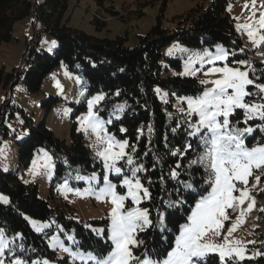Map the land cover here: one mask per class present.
<instances>
[{"label":"trees","instance_id":"trees-1","mask_svg":"<svg viewBox=\"0 0 264 264\" xmlns=\"http://www.w3.org/2000/svg\"><path fill=\"white\" fill-rule=\"evenodd\" d=\"M104 1L96 0L97 6H103ZM228 1L211 0L207 6L196 4L183 14L174 16L168 25H163L161 18L156 17V22L149 30L138 35L134 45H129L127 34L113 38L97 37L69 26L64 20L69 0H44L42 3L39 0H0V44L12 38L15 22L26 17H34L38 35L36 41L31 38L25 42L22 69L15 68L13 72L7 73L4 65L0 64V85L5 87L11 83L12 89L20 81L28 91L38 92L46 76L61 65L80 78L70 103L75 109L70 116V141L67 143L57 137L47 126L44 116L37 124L31 122L27 136L18 142L17 167H10L7 171L0 168V192L8 197L7 203L0 202V228L8 237L21 233L23 240L17 238L16 243L24 245L23 250L15 247L14 252H7V258L16 255L29 261L44 258L54 264H73L69 256L58 257L56 251L49 247V238L56 230L55 223H59L66 231H73L83 251L95 250L100 253L108 250L103 240L84 227V222L69 217L64 211H58L54 216L50 206V199H54L61 182L67 180L74 183L73 173L92 174L103 171L100 160L96 158L75 121L80 112L86 109L87 99L100 92L106 94V100L100 105V115L104 119L109 118L116 105H125L122 113H116L120 118L113 119L112 124L108 125V131L118 139L127 140L129 151L131 146H135V155L147 169L141 177L152 199L143 201L141 207L150 209L155 221V209L161 205L162 200L165 203L185 202L182 206L161 209L167 214L165 222L170 230L164 234L166 240L157 229H149L139 236L145 241V246L133 248V252L137 256L142 255L145 248L150 253L164 252L174 242L179 225L186 222L191 207L199 198L197 192L206 187L203 185V169L188 168L189 161L200 151L195 140L192 144L196 151H189L186 158L171 154L178 148L183 151L188 142L183 128L172 132L177 123L184 120L173 105L174 99L176 96H195L204 88L195 76L180 74L188 58L194 56V48L212 49L220 44L229 52H235L234 56L228 58L232 64L233 61H249L243 39L234 27L233 18L226 11ZM108 2L110 5L105 9L111 15H117L118 12L111 9L112 0ZM97 18L94 19L97 28L106 23L99 22ZM43 34L52 36L55 44L41 41ZM170 44L175 49L179 45L183 51L175 55L166 54L164 49ZM241 48L245 51L240 52ZM252 66L255 71L251 78L259 77L256 82L264 80V62ZM157 88L167 91L166 101L159 99ZM249 91L255 89L250 86ZM117 92L120 93L118 96L115 95ZM57 101V96L44 98L41 103L45 112L51 111ZM7 109L11 110L9 115L12 116L15 106L10 97L0 107V142L1 134L6 135L8 132L4 124ZM242 115V111L238 110L232 117L233 122L241 120ZM258 122L256 120L253 124ZM148 125L153 129L151 135L147 130ZM121 128L126 131L121 132ZM141 129L144 130L143 135L140 134ZM258 133L261 132L256 131L250 137L253 140L248 141L255 144ZM40 148L49 151L55 165L48 199L38 197L36 184L23 183L18 177L20 168L27 167ZM177 162L182 165L179 180L182 182L191 177L197 192L184 189L181 183L170 177V169ZM27 215L41 221L51 220L54 216L56 222L51 223V227L44 229L43 233H37L26 219ZM91 222L107 224V219H94ZM261 249V253H264V245ZM256 260L264 264V255H258ZM209 261L210 264H218L215 255L210 256Z\"/></svg>","mask_w":264,"mask_h":264},{"label":"snow or ice","instance_id":"snow-or-ice-1","mask_svg":"<svg viewBox=\"0 0 264 264\" xmlns=\"http://www.w3.org/2000/svg\"><path fill=\"white\" fill-rule=\"evenodd\" d=\"M252 4L255 6L256 0H252ZM261 7L264 8V0H261ZM255 15L253 12L251 23L237 24L236 28L237 31L247 34L253 48L259 49L264 46V11L260 12L258 19H253ZM172 51L173 49H169V54H172ZM239 51L244 52L245 49L241 48ZM234 55L235 52L217 46L215 51L206 50L203 55L190 56L185 63L184 72L180 74L196 76L205 65H208L203 74L206 77L218 75L219 78L200 80L201 85L212 86L203 88L195 96L179 98L185 105L179 109L184 120L177 123L172 132L183 128L188 142L185 143L183 151L178 148L171 154L186 158L189 151H196L192 144L195 140L200 151L189 161L188 168L203 169V185L206 187L197 192V186L191 177L181 182L179 177L182 174L180 171L182 165L179 162L170 169L172 179L181 183L184 189L197 192L199 196L191 207L186 222L179 225L174 242L164 252L150 253L147 248L140 256L133 252V248L145 246V241L139 236L149 229H157L166 240L164 234L170 230L165 222L167 214L161 209L182 206L185 202L180 200L176 203H165L162 200L161 205L155 209V221L151 210L141 207L143 201L152 199V194L149 188L145 187L141 177L147 169L135 155V146H131L129 151L130 145L127 140H118L108 131V125L112 124L113 119L120 118L116 113H122L125 105H116L109 118L104 119L100 115V105L106 100V94L100 92L87 99V112L78 119L81 123L80 130L85 133L91 132L96 138V144L100 146L95 155L100 160L103 171L101 174L93 172L89 176L77 175L75 179L86 181L89 187L84 192L79 189L74 191L77 195H94L98 200L111 204L106 228L84 225L97 238L104 241L108 250L100 253L95 250L83 251L79 242L71 235L66 237L71 241V245L65 246L59 235H56L51 237L49 247L54 250L59 248L67 253L73 264L77 261L80 264H210L209 257L213 255L217 257L218 264H240V261L245 259L264 255L261 252L247 255V244L255 241L245 242L232 238V233L241 223L239 217L228 228L227 233L222 232L224 221L229 219L227 209H235L237 205H242L245 199L250 198L247 183L253 171L264 172V142L257 141L251 147L246 143L254 132L264 133V84L256 82L259 77L251 78L255 70L247 60L233 61L238 66L229 67L228 58ZM218 62L223 63V66H216ZM250 86L255 91H249ZM57 87H60L58 82ZM159 91L157 89V92ZM119 94L117 92L115 95ZM238 110L242 111V119L233 122L232 117ZM256 120L260 123L253 126ZM241 124L244 126L241 127ZM147 130L151 135L152 126L148 125ZM120 131L125 132L126 129L121 128ZM140 134H144L143 129L140 130ZM43 159L42 166L51 169L52 157L44 152ZM101 178L102 186L99 184ZM161 179L163 180V177ZM114 180L118 183L113 182ZM256 180L258 182L260 177H256ZM148 183L151 184V181ZM62 188L73 191L68 188L67 180ZM118 188L124 191L118 192ZM236 192H239V196L234 194ZM0 201L7 203L8 199L0 196ZM129 201L131 207L126 206ZM253 205L254 200L248 204L247 210H251ZM240 215H244L243 210ZM26 219L37 233H43L44 229L51 227L50 224ZM216 237H221L222 242L218 243ZM17 238L23 240V235L16 233L9 239L4 230L0 229V264H5L3 257L6 251L14 252L13 245ZM72 245H75V250ZM15 247L24 249L23 243ZM10 264H50V261L47 259L29 261L22 256H14Z\"/></svg>","mask_w":264,"mask_h":264},{"label":"rangeland","instance_id":"rangeland-1","mask_svg":"<svg viewBox=\"0 0 264 264\" xmlns=\"http://www.w3.org/2000/svg\"><path fill=\"white\" fill-rule=\"evenodd\" d=\"M39 1L42 3L44 0ZM210 1L211 0H112L113 7L111 9L118 12L117 15L113 16L105 9L110 5L108 0L104 1L103 6H97L96 0H69L64 20L69 26L97 37L113 38L116 35L127 34L128 44L134 45L137 42L138 35L145 34L156 22V17L161 18L163 25H168L169 20H171L174 16L183 14L186 10L196 4H203L204 6H207ZM225 8L233 18V24L236 31L237 24L243 25L245 23L252 22V19L250 18H252L253 12L256 13L253 19H258L260 12L264 11V8L261 7V0H256L255 6H253L252 0H229L226 3ZM96 12L106 18V21H102V19L97 18L99 22H106L99 28H97L94 22L95 18L93 17ZM33 20L34 17H26L16 21L14 24L12 38L0 44V64L4 65L7 73L13 72L15 68L22 69L24 67L25 42L31 38H34L33 41H36L38 38L35 21ZM237 32L242 38L249 41L245 32ZM40 40L51 41V43L54 42V38L52 36H46L44 34L40 37ZM177 46L179 48L175 49V47L170 44L166 46L164 50L165 52L167 51L166 54L168 55H175L181 52L180 46ZM217 46L223 47L222 45L217 44L212 49L194 48L192 49V55H203L206 50L215 51ZM169 49H173L172 54H169ZM227 64L229 67L238 66L232 64L230 61H227ZM216 66L222 67L223 63L218 62ZM197 67H199V64H197ZM208 67V65H205L204 69L195 76L199 81L203 79L219 78L218 75L206 77L203 72L206 71ZM184 70L185 65L182 72H184ZM57 82L60 85L59 88L57 87ZM79 82L80 78L78 75L66 70L61 65L46 76L42 82L41 89L38 92L28 91V89H26L20 81L13 85L12 89L11 83L7 84L5 87L2 84L0 85V107L3 104V101L9 97L11 103L15 106L12 116L9 115V112L11 111L10 109H7L6 111L8 115L4 124L8 127V132L6 135L1 134V169L7 171L10 167H17L18 142L27 136L30 123L32 122L33 124H37L44 118V116L47 126L57 137L64 139L67 143L70 141V129L72 126V119L70 116L75 110L70 103L74 96V90L76 86L79 85ZM257 83L264 84V80L257 81ZM203 86L204 88H207L212 85L206 84ZM157 89L160 90L157 92L159 99L161 101H166L167 91L162 88ZM96 94L97 93L92 96ZM50 95L57 96L58 101L51 111L46 113L41 102L44 98L49 97ZM181 97L187 96H176L173 101L174 107L178 110L181 107H185V105L180 102L179 98ZM86 112L87 107L84 111L80 112V115L75 119L79 130L81 128V123L78 118L82 117L86 114ZM258 123H260V121ZM240 126L243 127L244 125L242 124ZM83 133L91 150L96 153L100 146L96 144L95 136L91 132L85 133L83 131ZM253 135L251 137H253ZM248 140L253 139L250 138L246 140L247 145L251 147L253 144ZM257 141L264 142V133H258V139L256 142ZM44 152L50 155L46 148H40V150L33 155L29 165L27 167L20 168L18 177L23 183L36 184L38 197L48 199L50 180L53 176L55 165L51 161V169L42 166L44 164ZM34 161L36 162L35 164L33 163ZM96 173L101 174L102 172ZM77 175L89 176L91 174L80 172L73 173L72 178L74 183L68 181V188L73 189V191H68L67 189L62 188V185H64L66 180L58 185L54 199H50V206L53 208L54 216L57 215L58 211H64L69 217L80 220L84 222L85 225L89 224L94 228H105L107 224L101 222L95 224L92 223L91 220L107 219L108 213L111 209V204L107 201L98 200L94 195L75 194V189H79L81 192H84V190L89 187L86 181L76 180L75 177ZM258 176L260 177V180L257 182L256 177ZM113 182L118 183V181L115 180ZM99 184L102 186V178ZM247 189L249 191L250 198L245 199L244 203L242 205H237L235 209H227L229 219L224 221L222 232L227 233L228 228L231 227V225L235 223L239 217L241 223H239L237 228L232 233V238L245 242L255 241V243L247 244V255L251 256L253 253L261 252V246L264 245V172L254 170L248 179ZM117 191L123 192L124 189L121 191L118 188ZM234 194L239 196V192ZM0 196L7 197V195L1 192ZM253 200V207L251 210H247L248 204ZM0 202L5 203L3 201ZM126 206L131 207V202H127ZM242 210L244 211L243 216L240 215ZM54 216L48 221L34 219L28 215L26 218H30L31 220L38 221L42 224L51 225V223L56 222ZM55 224L56 230L51 237L59 235V239L64 242L65 246L71 245V241L67 240L66 237L69 235L73 236V231H66L59 223ZM51 237L49 238V243ZM8 238L11 239L12 237ZM215 239L218 243L222 242L221 237H216ZM15 245H17L16 241ZM15 245H13L14 248ZM51 249L54 250L53 248ZM73 249L75 250L74 246ZM55 251L58 257L68 256L67 253L62 252L59 248L55 249ZM8 254L9 253L6 251L3 257L5 264H10V261L14 258V256H16L12 255L10 258H7L6 256ZM256 257L254 259H245L240 261V264H263L260 261H257ZM76 263L80 264L79 261Z\"/></svg>","mask_w":264,"mask_h":264},{"label":"built area","instance_id":"built-area-1","mask_svg":"<svg viewBox=\"0 0 264 264\" xmlns=\"http://www.w3.org/2000/svg\"><path fill=\"white\" fill-rule=\"evenodd\" d=\"M244 45L247 48L248 60L252 64L254 61H263L264 55H259L258 53H264V46L259 49L253 48L252 44L248 41H244Z\"/></svg>","mask_w":264,"mask_h":264},{"label":"bare ground","instance_id":"bare-ground-1","mask_svg":"<svg viewBox=\"0 0 264 264\" xmlns=\"http://www.w3.org/2000/svg\"><path fill=\"white\" fill-rule=\"evenodd\" d=\"M92 14H93V12H92ZM93 16H95V17H98V18H100V19H102L103 21H106V18H104L103 17V15L101 16V14H99V13H95ZM94 17V18H95ZM107 17V16H106ZM108 19V18H107ZM264 62V59H263V61H254V64H257V63H263Z\"/></svg>","mask_w":264,"mask_h":264},{"label":"crops","instance_id":"crops-1","mask_svg":"<svg viewBox=\"0 0 264 264\" xmlns=\"http://www.w3.org/2000/svg\"><path fill=\"white\" fill-rule=\"evenodd\" d=\"M244 39V38H243ZM245 40H247V39H245Z\"/></svg>","mask_w":264,"mask_h":264}]
</instances>
